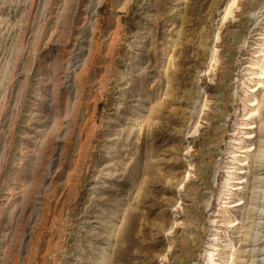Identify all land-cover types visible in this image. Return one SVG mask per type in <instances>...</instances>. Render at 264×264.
Wrapping results in <instances>:
<instances>
[{"label":"rangeland","instance_id":"rangeland-1","mask_svg":"<svg viewBox=\"0 0 264 264\" xmlns=\"http://www.w3.org/2000/svg\"><path fill=\"white\" fill-rule=\"evenodd\" d=\"M0 264H264V0H0Z\"/></svg>","mask_w":264,"mask_h":264},{"label":"bare ground","instance_id":"bare-ground-1","mask_svg":"<svg viewBox=\"0 0 264 264\" xmlns=\"http://www.w3.org/2000/svg\"><path fill=\"white\" fill-rule=\"evenodd\" d=\"M209 257L212 258L211 254H209ZM210 260V259H209ZM211 261V260H210Z\"/></svg>","mask_w":264,"mask_h":264}]
</instances>
